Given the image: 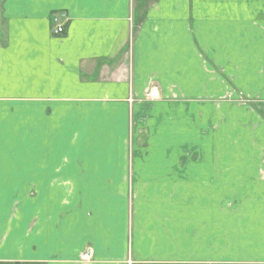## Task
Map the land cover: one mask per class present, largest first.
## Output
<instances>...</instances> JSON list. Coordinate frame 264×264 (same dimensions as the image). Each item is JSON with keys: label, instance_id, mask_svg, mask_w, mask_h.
<instances>
[{"label": "crops", "instance_id": "obj_1", "mask_svg": "<svg viewBox=\"0 0 264 264\" xmlns=\"http://www.w3.org/2000/svg\"><path fill=\"white\" fill-rule=\"evenodd\" d=\"M0 264H264V0H0Z\"/></svg>", "mask_w": 264, "mask_h": 264}, {"label": "built area", "instance_id": "obj_2", "mask_svg": "<svg viewBox=\"0 0 264 264\" xmlns=\"http://www.w3.org/2000/svg\"><path fill=\"white\" fill-rule=\"evenodd\" d=\"M52 20H53V35L56 36H60L65 32V27L67 25V23L69 22V17L63 13V12H57L54 13L52 16ZM161 93L159 88L154 87V88H150L146 91L145 96L147 98H158L160 97ZM93 257V251L91 248L87 249L83 255H82V260L84 262H88L91 261Z\"/></svg>", "mask_w": 264, "mask_h": 264}, {"label": "rangeland", "instance_id": "obj_3", "mask_svg": "<svg viewBox=\"0 0 264 264\" xmlns=\"http://www.w3.org/2000/svg\"><path fill=\"white\" fill-rule=\"evenodd\" d=\"M152 88H154V87H152ZM157 88H158V87H157ZM160 96H161V95H160ZM145 97H146V96H145ZM146 98H147V97H146ZM158 98H159V97H158ZM147 99H149V98H147ZM150 99H156V98H150ZM142 139H145V137H142ZM139 142H140V143L143 142V140H141V137H140V141H139ZM147 142H148V140H146L145 143H144V142H143V143L146 144ZM88 249H89V248H88ZM91 249H92V248H91ZM92 251H93V250H92ZM81 259H82V258H81ZM92 259H93V257H92ZM92 259H91V260H92ZM82 262H84V261L82 260Z\"/></svg>", "mask_w": 264, "mask_h": 264}]
</instances>
